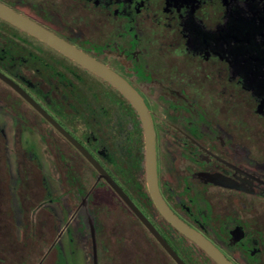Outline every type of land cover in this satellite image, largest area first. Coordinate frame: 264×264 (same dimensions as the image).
<instances>
[{"label":"flooded vegetation","instance_id":"flooded-vegetation-1","mask_svg":"<svg viewBox=\"0 0 264 264\" xmlns=\"http://www.w3.org/2000/svg\"><path fill=\"white\" fill-rule=\"evenodd\" d=\"M0 5L131 96L0 18V264H218L152 199L145 128L164 213L264 264V0Z\"/></svg>","mask_w":264,"mask_h":264},{"label":"water","instance_id":"water-1","mask_svg":"<svg viewBox=\"0 0 264 264\" xmlns=\"http://www.w3.org/2000/svg\"><path fill=\"white\" fill-rule=\"evenodd\" d=\"M0 18L13 24L14 26L18 27L22 31L29 33L30 35L38 38L39 40L43 41L47 45L53 47L55 50L60 52L61 54L67 56L68 58L75 60L77 63L83 65L84 67L90 69L91 71L96 72L105 77L109 82H111L114 86H116L119 91H121L125 96L131 99L126 88L119 83L118 80L113 78L110 75L105 74L104 72L100 71V69L94 65L84 54L76 50L74 47L64 43L63 41L57 39L56 37L51 36L32 22L28 21L27 19L11 12L4 6L0 5ZM136 105V104H134ZM140 114L143 117V113L140 111ZM146 129V157L144 161L145 169H146V179L149 185V190L151 193V197L156 203L157 207L163 214L167 217V219L175 226L181 233L191 238L195 241L201 248H203L218 264H229L226 260L222 258L220 254H218L211 246L208 245L204 240L192 234L188 231L184 226L179 224L176 220L171 218L168 214L164 213L163 204L160 201L157 186H156V175H155V162H154V151L152 145V136L150 131Z\"/></svg>","mask_w":264,"mask_h":264},{"label":"rangeland","instance_id":"rangeland-1","mask_svg":"<svg viewBox=\"0 0 264 264\" xmlns=\"http://www.w3.org/2000/svg\"><path fill=\"white\" fill-rule=\"evenodd\" d=\"M22 254H24V252ZM123 264H129V263L128 262H124Z\"/></svg>","mask_w":264,"mask_h":264}]
</instances>
